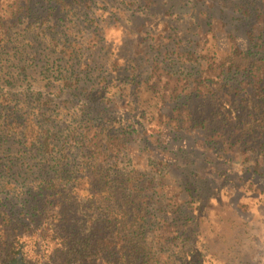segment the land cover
Here are the masks:
<instances>
[{
	"label": "trees",
	"instance_id": "trees-1",
	"mask_svg": "<svg viewBox=\"0 0 264 264\" xmlns=\"http://www.w3.org/2000/svg\"><path fill=\"white\" fill-rule=\"evenodd\" d=\"M3 1L0 264H203L205 251L197 247L195 230L200 215L193 206L201 200L207 209L212 183L197 167H185L183 202L160 188L173 164L155 160L143 171L122 165L131 156V143L140 140L151 150L150 140L134 115L129 124L117 118L118 86L111 84L116 69H105L74 38L83 22L68 26L69 14L87 17L94 0H15L2 7ZM235 5L260 21L255 26L260 41L250 31L251 46L244 49L231 36L223 55L216 51L208 67L186 73L183 80L202 104L175 98L181 78L170 99L162 95L164 103H177L161 113L167 127L205 131V162L217 146L247 139L264 143V0ZM197 53H183L185 61L198 60ZM178 63L173 59L167 66ZM161 71H153L149 90L159 91L164 74L171 77ZM27 79L39 88H25ZM203 206L198 214L206 213Z\"/></svg>",
	"mask_w": 264,
	"mask_h": 264
},
{
	"label": "rangeland",
	"instance_id": "rangeland-1",
	"mask_svg": "<svg viewBox=\"0 0 264 264\" xmlns=\"http://www.w3.org/2000/svg\"><path fill=\"white\" fill-rule=\"evenodd\" d=\"M14 1L4 0L2 7ZM239 1L94 0L86 11L87 17L79 12L74 17L69 14L68 26L73 21L83 22L74 38L85 43L105 69H116L111 84L118 86L114 89L119 104L117 118L129 124L134 115L148 130L145 138L150 140L151 150L140 140L131 143L133 159L126 157L122 165L130 164V169L143 171L147 162L155 160L173 164L172 173L162 177L164 185L160 188L183 202L188 200L180 187V172L185 167H197V172L209 177L213 184L208 195H214L207 209L201 200L193 206L194 215H200L195 230L197 247L205 251L200 257L203 264H264V143L247 139L246 144L217 146L212 150L214 156L209 155L205 162V131L187 133L167 127L161 113L173 110L177 103H164L162 95L170 99L181 78L175 98L189 97V106L202 104L201 95L183 80L186 73L208 67L216 51L223 55L231 45V36L244 49H250V31L256 39L260 37L255 29L260 21L245 17L244 10L235 5ZM259 50H253L255 54L259 52L257 56L262 55ZM188 52H198V60L186 62L183 53ZM173 59H179V63L170 68L167 64ZM156 69L168 71L171 77L164 74L159 91L153 92L148 85L154 83L152 73ZM42 79L44 76L39 75L38 80ZM24 85L39 88L29 79ZM69 108L75 109L73 105ZM192 161L194 166L190 165ZM200 206L205 208L203 215L198 214ZM178 251L172 249L174 254Z\"/></svg>",
	"mask_w": 264,
	"mask_h": 264
}]
</instances>
